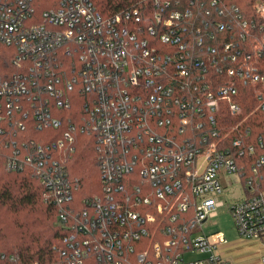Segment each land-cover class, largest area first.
Wrapping results in <instances>:
<instances>
[{
	"label": "built area",
	"instance_id": "1",
	"mask_svg": "<svg viewBox=\"0 0 264 264\" xmlns=\"http://www.w3.org/2000/svg\"><path fill=\"white\" fill-rule=\"evenodd\" d=\"M152 1L105 17L92 0H0V142L16 154L7 169L28 164L63 222L77 185L50 152L73 142L75 126L47 145L26 135L60 128L54 109L80 98L82 132L94 137L100 190L73 214L66 264L88 253L150 264L149 250L172 252L167 264H222L226 237L202 227L224 177L248 194L229 207L238 235L264 236V133L252 123L264 118V0L246 14L232 6L237 21L217 0ZM189 252L205 256L185 261Z\"/></svg>",
	"mask_w": 264,
	"mask_h": 264
},
{
	"label": "trees",
	"instance_id": "2",
	"mask_svg": "<svg viewBox=\"0 0 264 264\" xmlns=\"http://www.w3.org/2000/svg\"><path fill=\"white\" fill-rule=\"evenodd\" d=\"M145 1L147 10L152 11V0H92L94 6L105 17L133 7L138 2ZM220 10L228 15L233 14L231 7L246 14L250 11L255 0H217ZM234 15V14H233ZM237 21V17L233 16ZM84 95V94H83ZM82 95V96H83ZM54 115L60 120L61 127L55 129H44L40 132L30 129L26 135L34 144L47 145L57 142L62 133L69 129L70 120L75 130L71 132L73 142L62 148H56L51 153L52 160H57L64 165L66 177L70 182L77 185L73 193V200L64 206L66 221L60 218V207L49 201L41 194V183L31 177L32 170L28 164L20 165L15 170L7 169L8 164L16 155L13 144L7 145L0 142V264H66L67 256L62 255L65 250L63 238L72 234V217L82 207V201L86 197L99 192V166H97V152L95 151L94 137L82 132L85 124L83 116L85 112L81 109L80 98L73 102L69 111L54 109ZM255 125L254 133H264V118L253 117ZM20 136V133L16 137ZM255 156H264V148H257ZM136 181V179H134ZM260 190L264 191V183ZM193 216L192 209L187 213L178 214V228L187 227ZM150 239L140 243L135 252L145 248ZM147 261L150 264H167L166 256H172L163 250L160 259H155L149 250ZM175 253H183L184 247L179 244ZM10 258L12 260L10 261ZM131 264H135V255L129 257ZM83 264H107L97 260V254L88 253L83 259Z\"/></svg>",
	"mask_w": 264,
	"mask_h": 264
},
{
	"label": "crops",
	"instance_id": "3",
	"mask_svg": "<svg viewBox=\"0 0 264 264\" xmlns=\"http://www.w3.org/2000/svg\"><path fill=\"white\" fill-rule=\"evenodd\" d=\"M234 179V180H233ZM235 177L222 179L223 194L219 197L220 205L217 207L215 213L207 218L203 224L202 232L204 234H211L215 232H222L227 239V243L217 247V254L220 255L222 264H262L261 259L264 256V236L261 239L245 238L238 235L233 221H231L229 207L233 202L244 200L248 195L244 191L242 197L229 200L225 195L230 189ZM262 199L264 203V191L262 192ZM225 213L230 221V226L225 227L221 224L222 214ZM205 255L189 252L185 254L183 259L185 261L202 259Z\"/></svg>",
	"mask_w": 264,
	"mask_h": 264
},
{
	"label": "rangeland",
	"instance_id": "4",
	"mask_svg": "<svg viewBox=\"0 0 264 264\" xmlns=\"http://www.w3.org/2000/svg\"><path fill=\"white\" fill-rule=\"evenodd\" d=\"M243 193L244 191L242 189V184L240 180L238 178H235V182H233L232 186L230 187V189L227 190V193H225V195L228 197L229 200H234L235 198L242 197ZM220 221L221 224L225 227H228L231 224L225 213L222 214Z\"/></svg>",
	"mask_w": 264,
	"mask_h": 264
}]
</instances>
